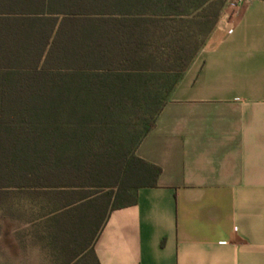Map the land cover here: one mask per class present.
Here are the masks:
<instances>
[{
    "label": "trees",
    "instance_id": "obj_1",
    "mask_svg": "<svg viewBox=\"0 0 264 264\" xmlns=\"http://www.w3.org/2000/svg\"><path fill=\"white\" fill-rule=\"evenodd\" d=\"M227 1L0 0V218L44 217L73 264H100L111 211L161 172L137 149Z\"/></svg>",
    "mask_w": 264,
    "mask_h": 264
},
{
    "label": "crops",
    "instance_id": "obj_2",
    "mask_svg": "<svg viewBox=\"0 0 264 264\" xmlns=\"http://www.w3.org/2000/svg\"><path fill=\"white\" fill-rule=\"evenodd\" d=\"M235 1L141 141L161 172L111 211L94 240L100 264H264V0ZM45 219L13 220L0 264L84 254L35 232Z\"/></svg>",
    "mask_w": 264,
    "mask_h": 264
},
{
    "label": "rangeland",
    "instance_id": "obj_3",
    "mask_svg": "<svg viewBox=\"0 0 264 264\" xmlns=\"http://www.w3.org/2000/svg\"><path fill=\"white\" fill-rule=\"evenodd\" d=\"M229 1H231L233 3H237V1H235V0H228L227 4L229 3ZM0 221L2 222V224H3L2 226L4 229H7L9 226L14 224L13 219H10V218H0Z\"/></svg>",
    "mask_w": 264,
    "mask_h": 264
}]
</instances>
